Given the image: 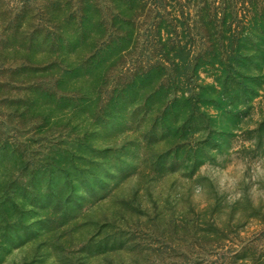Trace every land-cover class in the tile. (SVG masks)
Here are the masks:
<instances>
[{"label": "rangeland", "instance_id": "374dc122", "mask_svg": "<svg viewBox=\"0 0 264 264\" xmlns=\"http://www.w3.org/2000/svg\"><path fill=\"white\" fill-rule=\"evenodd\" d=\"M158 2L0 0V264H264V78L163 129Z\"/></svg>", "mask_w": 264, "mask_h": 264}, {"label": "trees", "instance_id": "16d2710c", "mask_svg": "<svg viewBox=\"0 0 264 264\" xmlns=\"http://www.w3.org/2000/svg\"><path fill=\"white\" fill-rule=\"evenodd\" d=\"M153 1H159L158 6L165 10V0ZM177 1L183 4L184 11L171 17L172 21L164 19L158 8L153 25V46L160 48V55L157 62L150 64V69L137 78L140 83L135 80L140 85L138 90H142L144 85H153L169 71L170 89L175 90L177 96L166 104L168 118L161 124L163 129H169V118H174L172 123L181 116H187L185 124L197 122L195 111L211 106L212 96L217 97L218 103H224L231 97L228 89L230 95L234 94L235 87H241V91L248 94L245 82L254 89L255 81L264 78L262 3L257 5L250 0ZM134 10L131 3L126 2L121 14L127 16ZM201 73L211 74L214 83L201 81Z\"/></svg>", "mask_w": 264, "mask_h": 264}, {"label": "clouds", "instance_id": "9594fccd", "mask_svg": "<svg viewBox=\"0 0 264 264\" xmlns=\"http://www.w3.org/2000/svg\"><path fill=\"white\" fill-rule=\"evenodd\" d=\"M262 164H264V162H259L254 165L253 176H252L253 180L264 178V166H262ZM240 168H241L240 176L230 177L225 175L222 176L218 182L219 191L221 192V194L228 193V200L230 202L239 199L243 195L242 192L236 191L237 185L239 184V180L243 176V172L246 170V166L241 165ZM201 191L202 190L199 186L195 188V193L197 196L201 193ZM250 193L253 195L261 194L258 192V185H254L251 188Z\"/></svg>", "mask_w": 264, "mask_h": 264}]
</instances>
